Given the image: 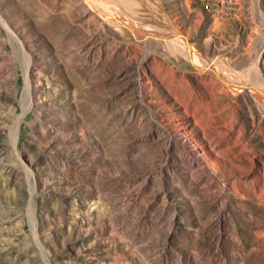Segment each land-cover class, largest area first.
Returning <instances> with one entry per match:
<instances>
[{
    "label": "rangeland",
    "instance_id": "obj_1",
    "mask_svg": "<svg viewBox=\"0 0 264 264\" xmlns=\"http://www.w3.org/2000/svg\"><path fill=\"white\" fill-rule=\"evenodd\" d=\"M249 87L264 0H0V264H264Z\"/></svg>",
    "mask_w": 264,
    "mask_h": 264
},
{
    "label": "bare ground",
    "instance_id": "obj_2",
    "mask_svg": "<svg viewBox=\"0 0 264 264\" xmlns=\"http://www.w3.org/2000/svg\"><path fill=\"white\" fill-rule=\"evenodd\" d=\"M115 13V12H114ZM124 19V18H123ZM122 20V19H121ZM124 21V20H123ZM122 22V21H121ZM128 22V21H127ZM130 22V21H129ZM128 22V23H129ZM125 23V22H124ZM130 24V23H129ZM128 24V25H129ZM121 25V24H120ZM123 26H126V25H124L123 24ZM134 27H135V25H133ZM127 28H129V26L127 27ZM131 28V27H130ZM129 28V29H130ZM136 28H139V26H137ZM146 29V28H145ZM130 30H132V29H130ZM135 30V29H134ZM131 32H134V31H131ZM136 32L137 33H139L140 35H148V33L147 32H144L143 30H141V28H139V30H136ZM152 34H154V33H152ZM135 35V34H134ZM176 35V34H175ZM173 37V36H172ZM185 44L186 45H188L186 42H185ZM184 44V47H185V54H186V56L191 60L190 61V63L191 62H193V64H196V62L198 61L197 60V58L195 57V54L193 53V51H191V49L188 47H186V45ZM187 58V59H188ZM199 62V61H198ZM208 64V63H207ZM197 65V64H196ZM198 65H199V63H198ZM206 66V67H205ZM199 67V66H198ZM202 68H209L212 72H213V74L217 77V79H219V80H222V82H223V84H227L226 83V81L224 80V79H222L221 77H219L218 75H217V71L216 72H214L208 65H202ZM221 78V79H220ZM230 81V80H229ZM236 81H234V84H238V85H241L239 82L237 83H235ZM231 84V83H230ZM233 85V84H232ZM235 87V86H234ZM236 89H239V87H235ZM241 88V87H240ZM259 98H261L262 99V101L264 102V91H259V90H254L253 88H251V87H249ZM239 91H240V89H239ZM196 123V122H195ZM202 168V167H201ZM217 170V169H216Z\"/></svg>",
    "mask_w": 264,
    "mask_h": 264
}]
</instances>
